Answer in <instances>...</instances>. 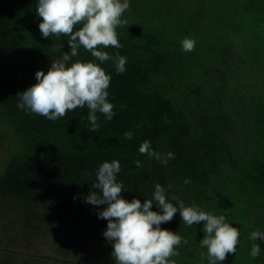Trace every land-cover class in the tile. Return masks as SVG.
Wrapping results in <instances>:
<instances>
[{
    "label": "trees",
    "instance_id": "1",
    "mask_svg": "<svg viewBox=\"0 0 264 264\" xmlns=\"http://www.w3.org/2000/svg\"><path fill=\"white\" fill-rule=\"evenodd\" d=\"M37 3L0 0V123L13 154L30 160L0 174V264H115L108 221L98 217L106 205L85 199L113 160L123 198L145 202L160 184L174 205L173 195L239 229L236 254L222 264H264V238L250 239L264 232V0H129L128 25L116 29L122 47L100 49L126 57V71L83 47L70 61H94L111 76L115 115L97 113L95 132L87 106L55 121L17 107L36 72L71 51L67 36L42 37ZM184 38L194 51H182ZM145 141L175 158L163 165L141 154ZM153 211L162 214L155 202ZM204 223L187 226L177 212L161 224L188 241L176 264H209Z\"/></svg>",
    "mask_w": 264,
    "mask_h": 264
},
{
    "label": "clouds",
    "instance_id": "2",
    "mask_svg": "<svg viewBox=\"0 0 264 264\" xmlns=\"http://www.w3.org/2000/svg\"><path fill=\"white\" fill-rule=\"evenodd\" d=\"M129 8V0H38L36 12L42 18L39 24L42 37L67 36L71 51L52 59L47 73L36 72L37 83L17 94V107L55 121L87 106L91 132L100 127L97 113L111 121L115 115L114 105L108 99L111 76L94 61H70L83 47L95 60L101 63L112 60L116 72L124 73L126 57L119 52L112 56L100 49L122 47L116 29L128 25V20L122 17ZM78 24L81 27L76 30ZM181 46L183 52H192L195 41L184 38ZM124 136L131 139L133 133L129 131ZM139 152L154 157L163 165L175 158L172 152L162 157L151 149L149 141L141 144ZM135 163L142 166L140 161ZM120 171L118 160L102 163L91 184L93 191L85 198L91 205H106L98 211V217L108 221L103 235L112 245L115 264H176L172 258L179 256L177 247L188 241L177 232L161 228V224L172 221L177 212L187 226L205 222V236L200 244L207 249L209 264H222L229 253L236 254L240 231L226 223L224 215H213L195 205L185 206L183 200L173 195L171 199L178 202L176 206L169 201L160 184L155 185L151 198L145 202L138 198L129 201L121 195L124 187L117 181ZM154 202L162 214L153 211ZM258 237L264 238V232L253 231L250 239L256 241ZM260 252V246L253 243L251 257H258ZM201 255L203 258L204 254Z\"/></svg>",
    "mask_w": 264,
    "mask_h": 264
},
{
    "label": "rangeland",
    "instance_id": "3",
    "mask_svg": "<svg viewBox=\"0 0 264 264\" xmlns=\"http://www.w3.org/2000/svg\"><path fill=\"white\" fill-rule=\"evenodd\" d=\"M16 144L12 135L9 133V130L0 123V174L10 171L11 169H15L14 167L19 163H24L26 165L29 164V158L25 156H16L14 153ZM48 154V153H47ZM45 153H41L38 156L37 162H43L44 157L47 155ZM32 163H35L32 161Z\"/></svg>",
    "mask_w": 264,
    "mask_h": 264
}]
</instances>
